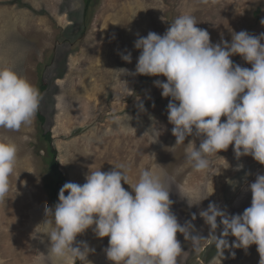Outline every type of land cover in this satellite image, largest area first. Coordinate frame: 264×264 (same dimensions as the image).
I'll return each mask as SVG.
<instances>
[{"label": "rangeland", "instance_id": "rangeland-1", "mask_svg": "<svg viewBox=\"0 0 264 264\" xmlns=\"http://www.w3.org/2000/svg\"><path fill=\"white\" fill-rule=\"evenodd\" d=\"M86 1L0 0V68H11L39 91L45 78L48 89L40 92L39 107L66 182L83 184L90 171L107 172L124 164L129 183L135 184L141 168L156 166L172 187L171 211L178 222L191 221L194 234L208 238L209 227L199 212L214 202L230 215L242 214L251 205L248 185L264 174V165L251 156L237 159L230 145L208 157L210 170L194 171L186 159L193 137L174 146L173 125L167 119L171 98L162 97L154 85L166 77L131 74L140 54L134 41L149 31L163 35L181 15L195 17L196 26L209 32L213 44L221 38L231 42L233 31L258 36L264 33V0H216L208 5L199 0H91L87 12ZM128 52L131 63L121 59ZM231 59L251 68L239 55ZM119 69H128L129 74L120 76ZM126 114L132 128L120 133L114 119L126 123ZM0 140L15 143L18 149L9 193L0 202V264H52L49 238L43 234L33 238L36 226L45 220V207L54 206L45 188L50 154L37 114L31 126L19 131L0 128ZM195 143L199 147L200 140ZM122 186L132 192L123 181ZM197 186L203 187V196L213 193L190 208L181 195ZM221 231L218 228L216 235ZM76 239L94 251L87 255L89 262L77 259L75 264H112L104 251L108 237L97 238L89 228ZM177 239L184 250L177 264H259L256 245L247 251L226 249L222 258L214 241L202 240L197 250L182 234L177 233ZM228 240L231 244L235 237Z\"/></svg>", "mask_w": 264, "mask_h": 264}, {"label": "clouds", "instance_id": "clouds-1", "mask_svg": "<svg viewBox=\"0 0 264 264\" xmlns=\"http://www.w3.org/2000/svg\"><path fill=\"white\" fill-rule=\"evenodd\" d=\"M199 2L208 5L216 0ZM196 25L195 17L181 15L163 35L149 31L147 36H138L134 48L140 54L131 74L166 77V81L155 80L154 85L162 90V97L171 98L167 119L173 125L174 146L193 137L186 159L194 171L210 170L208 157L230 145L237 159L251 156L264 165V33L257 36L246 30L233 31L231 42L221 38L213 44L209 32ZM234 55L251 68L235 64L231 59ZM121 59L131 63V52L121 54ZM116 71L120 76L129 74L128 69ZM41 99L38 88L26 78L11 68H0V128L19 131L31 126ZM139 108L144 110L142 103ZM127 117L126 123L120 117L114 119L116 131L123 133L131 127V117ZM17 152L15 143L0 140V202L9 193ZM165 175L156 166L141 168L137 182L130 184L126 166L119 164L107 172L90 171L83 184L66 182L59 190L58 202L45 207V220L36 226L33 238L37 234L49 238L52 264L88 261L87 255L94 250L76 238L89 228L97 238H109L104 251L112 264H177L184 251L177 233L191 240L197 250L202 240L214 241L222 258L226 249L247 251L256 245L259 264H264V174L248 185L251 205L242 214L230 215L214 202L199 212L209 227L208 238L194 234L191 221L184 225L178 222L171 211L172 187ZM203 191L197 186L179 194L191 208L213 193L203 196ZM229 236L235 237L231 244Z\"/></svg>", "mask_w": 264, "mask_h": 264}, {"label": "trees", "instance_id": "trees-1", "mask_svg": "<svg viewBox=\"0 0 264 264\" xmlns=\"http://www.w3.org/2000/svg\"><path fill=\"white\" fill-rule=\"evenodd\" d=\"M91 0L86 1L85 11L87 12L90 6ZM45 78L41 79V90L40 92L43 94L47 91L48 85L45 83ZM37 117L39 122L41 123L42 136L48 143V151L50 154L49 159V169L50 175L45 183V188L48 191L49 197L53 204L55 205L58 202V193L60 188L66 183V177L64 173L60 169V161L58 160V149L53 144V135L51 130H47V118L44 111L39 107V111L37 112ZM67 195V193H65ZM212 246L209 248L211 249ZM214 253H210L212 256Z\"/></svg>", "mask_w": 264, "mask_h": 264}]
</instances>
